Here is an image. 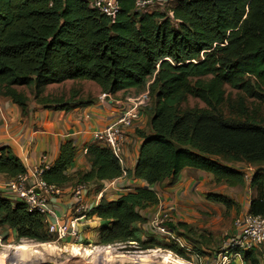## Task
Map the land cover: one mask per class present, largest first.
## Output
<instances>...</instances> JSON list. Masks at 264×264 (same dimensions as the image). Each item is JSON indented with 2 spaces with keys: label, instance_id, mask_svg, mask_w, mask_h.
Here are the masks:
<instances>
[{
  "label": "trees",
  "instance_id": "1",
  "mask_svg": "<svg viewBox=\"0 0 264 264\" xmlns=\"http://www.w3.org/2000/svg\"><path fill=\"white\" fill-rule=\"evenodd\" d=\"M119 11L111 22L89 6V0H0V96L23 110L27 97L17 87L33 89L36 101L48 85L88 81L101 94L148 91L154 101L149 134L142 140L137 163L123 171L103 145L86 147L88 173L76 185L112 181L125 173L144 181L115 201L101 199L87 217L109 222L98 242L103 245L138 241L135 226L146 223L141 212L159 203L155 188L176 182L185 169L210 174L215 183L243 187L241 171L232 163L264 162V118L245 116L243 122L224 118L225 87L264 103V0H177L162 13H138L135 0H117ZM204 109H182L188 99ZM76 149L64 142L56 161L42 179L60 187L69 181L67 170ZM0 174L10 180L26 170L9 147L0 148ZM254 198L248 212L264 217V171L254 172ZM230 209L223 196H208ZM0 227L19 239L48 242L44 219L26 205L0 198ZM185 228L168 225L173 232ZM155 247L187 260L177 244ZM255 251L241 254L243 262L258 264Z\"/></svg>",
  "mask_w": 264,
  "mask_h": 264
},
{
  "label": "crops",
  "instance_id": "2",
  "mask_svg": "<svg viewBox=\"0 0 264 264\" xmlns=\"http://www.w3.org/2000/svg\"><path fill=\"white\" fill-rule=\"evenodd\" d=\"M82 82L88 81H64L60 84L48 85L43 90L46 92L45 98H48L47 92L53 86L67 83L74 86V84ZM93 94L94 97L90 101L68 100L67 102L65 100L62 104L68 106V109L65 110H55L54 107L51 108L50 103H42L36 100H28L23 110L18 105L13 104L10 98L0 96V148L9 147L12 150L14 156L25 168L26 175L30 174L40 164L43 156H46L47 164L50 167L56 161L59 149L64 142L71 140L75 146L74 162L66 172L69 181L60 187H56L57 197H53L51 201L62 222H66L70 216L72 204L75 202L73 189L77 185H85L82 207L87 215L100 203L101 199L109 202L115 201L129 189L146 185L144 181L129 179L125 174L112 181H93L76 185L79 176L88 173L91 169L86 157V147L92 144L102 146V141L96 134L115 121L125 97L138 95L134 90H128L127 92L110 94L109 99L99 101L98 97L101 95V91L95 84ZM151 112V110L148 112L143 110L134 127L126 131V140L122 150L123 171H131L137 163L142 140L136 132L141 131L149 134L148 123L152 115ZM14 181L0 174V187L8 188H0V198L14 202L12 194H9V192L11 193L10 184ZM237 189L238 187H228L215 183L214 178L205 172L185 169L179 174L175 183L167 186L166 190L158 195L159 204L146 209L141 214L147 221V219L161 214L162 208H166L167 214L165 215L168 224L176 227L182 224L185 227H178L175 232L171 230L172 234L182 241L186 249L185 252H191V248L187 245V239H189L187 236H190L187 235V232L195 231V226H199L198 220H208L206 228L210 224L219 223L221 214L223 216L226 211L223 205L207 198V194L223 196L230 201L232 200V204L241 207V214L248 212L249 203L254 198L252 197L253 192L251 189H245L242 192ZM83 224L89 225L88 232L84 237L88 238L89 234L93 233V241H97L103 228L110 225L109 222L101 221L95 217H87ZM144 224L146 225V223ZM142 225H136L135 232ZM79 237L81 238V236ZM65 238L76 239L69 236ZM169 240L171 239L169 238ZM199 246L203 250L206 249L202 244ZM255 257L257 262L262 264L264 254L262 257ZM238 261L242 262L241 264H250L243 262L241 256L235 259L233 264H238Z\"/></svg>",
  "mask_w": 264,
  "mask_h": 264
},
{
  "label": "rangeland",
  "instance_id": "3",
  "mask_svg": "<svg viewBox=\"0 0 264 264\" xmlns=\"http://www.w3.org/2000/svg\"><path fill=\"white\" fill-rule=\"evenodd\" d=\"M173 4L174 3L171 2L166 5L162 12L159 13L170 17L168 11ZM16 90L24 94L28 100H35L32 88L17 87ZM45 93L44 91L39 99L45 98ZM93 93L94 84L91 82H82L74 84V86L73 84L67 83L50 88L47 92V97L51 101H62V103L65 102V100H67V102L68 100L90 101L93 99L92 97H94ZM262 95L264 96V89L262 90ZM58 105L59 104L51 105V108H55ZM153 106L154 101L149 97L148 105L144 110L147 112L148 110L152 111ZM188 108L204 109L205 106L199 100L189 98L187 103L181 106V110ZM221 110L224 118L240 122L245 121V116L264 118L263 102L254 98H248L240 92L231 90L229 87H225V102ZM230 167L243 173L246 171V168H251L254 172L264 171V162H255L252 165L232 163ZM0 188L8 189L6 187ZM166 188L167 185L164 183L157 186L155 190L157 194L160 195ZM245 189H251L250 185L246 182H244L243 187H238L237 190L242 192ZM251 191L253 192L252 197H254V191L252 189ZM9 194L11 193L9 192ZM209 195L210 194H207L206 196ZM55 197H57V195ZM162 205L164 206V204ZM240 209L241 207L232 204L231 208L227 209L223 216L221 214L219 223L210 224L206 228L205 226H207L208 220L202 219L197 221L199 226H195V231H186L187 235H190L187 236L189 237L187 242H190V244L187 243V245L191 248V252H186L187 260L176 256L170 251L155 247V243L158 242L164 243L167 246L174 242L169 240L168 236L165 234L151 229L148 224L150 218L147 219L146 225L143 224L136 230L135 237L138 241L112 245L100 244L98 240L93 241V233H90L88 238H85L84 235L88 232L89 225L83 224L84 222H82V225L78 228L81 238L79 237L74 240L65 238L59 240L55 235L48 233V242L46 243L19 239L8 227H0V264H217V255L227 248L228 239L235 234L234 221L241 216ZM161 211V218L164 219L163 216L167 214L166 208H162ZM168 225V222L162 224L165 228H167ZM20 244L27 247L31 246L30 249L35 250L36 253H31L32 251H16L15 248ZM174 244H176V242ZM199 244L204 245L206 249H201ZM87 251H91V254H87ZM252 254L262 257L264 254V244ZM18 257L22 259L19 262L17 261ZM241 263L238 261V264ZM230 264H233V262ZM262 264H264V260Z\"/></svg>",
  "mask_w": 264,
  "mask_h": 264
},
{
  "label": "built area",
  "instance_id": "4",
  "mask_svg": "<svg viewBox=\"0 0 264 264\" xmlns=\"http://www.w3.org/2000/svg\"><path fill=\"white\" fill-rule=\"evenodd\" d=\"M177 0H135V11L138 13L162 12L166 5L175 3ZM89 6L99 14L108 18L111 22L119 11L117 0H89ZM171 17V13L169 12ZM110 94L102 93L99 101L109 99ZM148 91L138 94L134 97H125L121 103L119 114L115 117L112 124L96 134L101 139L102 145L109 149L114 158L123 166L122 150L126 140V131L134 127L138 122L141 112L148 105ZM49 168L46 156L41 158L40 164L34 168L30 174L18 177L10 184V191L14 202L26 205L28 211L41 215L47 228V232L55 235L57 239H63L66 236L78 238L79 225L87 220V213L82 207L83 191L85 185H77L73 189V198L75 200L71 207V214L62 222L52 206V198L57 195L56 187L47 185L42 175ZM243 174V180L250 184L254 171L246 168ZM125 174V173H123ZM75 213V214H74ZM161 214L153 216L149 220V226L154 231L165 234L176 244L185 249L182 241L172 234L170 229L162 226L167 222V217ZM235 234L228 239L227 248L219 253L217 264H230L241 254L257 250L264 244V217L254 216L249 212L241 214L234 221Z\"/></svg>",
  "mask_w": 264,
  "mask_h": 264
},
{
  "label": "bare ground",
  "instance_id": "5",
  "mask_svg": "<svg viewBox=\"0 0 264 264\" xmlns=\"http://www.w3.org/2000/svg\"><path fill=\"white\" fill-rule=\"evenodd\" d=\"M47 246H48V245H47ZM30 247H31V246L27 247V246H23V245L20 244L18 247H16V248L14 247V248H15L16 251H21V252H28V251L31 252V251H32L31 253H36V251H35V250H31ZM49 247H50V246H49ZM44 248H45V247H44ZM34 249H35V248H34ZM43 250H44V249H43ZM75 250H76V249H75ZM37 253H38V250H37ZM86 253H87V254H91V251H87ZM38 254H39V253H38ZM21 260H22V259L18 257L17 261L19 262V261H21ZM16 263H17V262H16Z\"/></svg>",
  "mask_w": 264,
  "mask_h": 264
}]
</instances>
